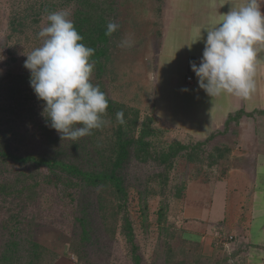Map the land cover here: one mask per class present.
<instances>
[{
  "label": "rangeland",
  "instance_id": "1",
  "mask_svg": "<svg viewBox=\"0 0 264 264\" xmlns=\"http://www.w3.org/2000/svg\"><path fill=\"white\" fill-rule=\"evenodd\" d=\"M62 9L69 10L74 26L79 24L83 30L94 27L107 30L109 21L119 23V30L109 36L103 68L94 67L92 82L100 86L116 109L121 108L125 124L131 125L137 138L142 122L154 116L156 85L159 89L163 87L160 80L153 82V66L166 0H0V56L5 58L0 62V106L5 105L3 94L11 86V80L30 74L24 62L41 44L37 34L46 25L47 14ZM129 38L132 46H121ZM30 95L29 104L34 109L31 120L23 124L14 122L31 136L22 150L26 151L27 146L36 154L67 152L70 140L61 141L59 134L47 126L42 116L43 103L35 94ZM196 104L189 109L185 100L178 102L173 98L156 107V111L168 119L164 120L177 124L174 112L180 106L182 124L189 126L188 121L198 122L200 117L198 107H201ZM107 115L103 119L108 123L98 133L84 137L83 144L90 153H81L83 156L97 158L109 154L115 124ZM221 116L216 113L212 121V126L218 127L216 130L203 133L197 127L190 133L174 129L154 116L151 127L155 135L148 140L155 142L158 151L174 143L188 148L174 157L170 168L153 159L139 162L132 157L128 162V201L124 208L132 221L142 264H247L246 255L248 264H264V226H259L264 225V172L259 171L250 182L242 172L233 171L225 177L234 168L246 169L245 161H250V155L264 159V114L241 116L227 130L224 123H219ZM0 117L7 119L5 113H0ZM44 126L52 132L50 140L54 145L47 142ZM45 174L44 170L17 164L0 165V186L10 191L0 195V247L13 228L22 234L29 233L48 251L47 255L54 254L53 264H133L120 232L121 215L111 214L115 202L110 191L90 189L85 197L77 196L72 202L44 182ZM208 182L211 183L201 184ZM188 184V204L184 208L190 212L197 203H202L209 215L202 235L197 232L192 235L186 229L189 225L182 220ZM144 186L148 190L145 219L141 217L137 198L138 189ZM98 193L101 204L96 199ZM228 205L240 217L234 228L225 225ZM160 207L166 209L162 224L157 220ZM82 217L90 227L88 240L81 237L78 219Z\"/></svg>",
  "mask_w": 264,
  "mask_h": 264
},
{
  "label": "clouds",
  "instance_id": "2",
  "mask_svg": "<svg viewBox=\"0 0 264 264\" xmlns=\"http://www.w3.org/2000/svg\"><path fill=\"white\" fill-rule=\"evenodd\" d=\"M262 6L264 0H244L221 14L219 21L213 20L206 30L202 57L198 64L190 62V69L198 88L209 97L231 94L250 98L256 91L255 77L264 50ZM70 17L69 10L48 13L46 25L37 34L41 44L24 62L30 87L43 102L42 116L61 141H76L108 123L103 119L109 105L107 95L92 82L95 49L82 43ZM119 28V23L109 21L106 34L110 36ZM201 30L194 43L201 39ZM132 44L131 38L121 42V46ZM4 59L0 56V62ZM116 120L125 123L122 111L116 113Z\"/></svg>",
  "mask_w": 264,
  "mask_h": 264
},
{
  "label": "trees",
  "instance_id": "3",
  "mask_svg": "<svg viewBox=\"0 0 264 264\" xmlns=\"http://www.w3.org/2000/svg\"><path fill=\"white\" fill-rule=\"evenodd\" d=\"M75 28L83 37L82 43L95 49L91 60L95 62L94 67L96 66L98 70H101L104 66L103 59L107 57L109 50L107 30L96 27L92 30H83L79 24H76ZM29 77L30 74H27L12 79L11 86L7 87L5 94H3L5 105L0 106V113H5L7 119L0 117V165L17 164L30 167L36 171L44 170L46 172L43 176L44 182L52 185L62 197H67L72 202L77 196L85 197L90 189L99 188L101 192L110 191L112 201L115 202V210L111 214L121 215L120 232L128 244L133 264H142L139 247L135 242L132 221L128 211L124 208L128 201L126 187L128 162L132 157L139 162L153 159L170 168L174 157L179 152L185 151L188 146L174 143L167 149L163 148L158 151L155 142L148 140L155 135V131L151 127L155 117L153 115L146 117L142 122L139 136L136 138L132 133L131 125L128 126L125 123L121 125L117 122L116 113L121 111V108L116 109L115 103L108 99L109 105L106 114H108L111 123L115 124V127L112 128V146L111 148L107 147L109 148L107 156L97 158H95L96 156H83L81 153L85 155L90 151L83 144L84 137L76 141L70 140L67 145V152L62 150L52 154H36V152L29 151L27 146L25 147L26 151H24L22 149L31 141V136L20 124L31 120L34 110L33 106L29 104L30 94H34L29 84ZM255 113L263 115L264 111L246 113L239 110L228 115L224 122V130H227L229 125L236 122L241 116H249ZM17 121L20 123L19 125H15L14 122ZM43 128L47 142L54 145L55 143L50 140L52 132L45 126ZM99 130H93L91 136H94ZM62 152L64 153L62 154ZM7 190V188L0 186V195L3 192L10 193ZM147 191L144 186L137 192L141 217L144 219L148 209ZM96 199L101 204L99 193ZM165 212V207L158 209L157 220L159 224L165 221ZM103 217L105 218L102 215ZM78 221L81 224L82 239L88 240L90 227L87 219L82 217ZM47 253L48 251L38 245L29 233L22 234L19 230L12 228L9 238L0 247V264H53L56 256L54 254L47 255Z\"/></svg>",
  "mask_w": 264,
  "mask_h": 264
},
{
  "label": "crops",
  "instance_id": "4",
  "mask_svg": "<svg viewBox=\"0 0 264 264\" xmlns=\"http://www.w3.org/2000/svg\"><path fill=\"white\" fill-rule=\"evenodd\" d=\"M243 2L244 0H166V9L163 14V30L157 45L153 66L155 73L153 82L156 84L160 80L163 86L159 89V85L158 88L156 85L155 97H158V99L156 101L153 100V113L158 120L169 124L174 129L178 127L177 129H183L190 133L194 127H197L198 131L203 133V131H214L218 128L212 126L216 113L222 115L219 123H224L228 115L241 108L246 113L264 111V50L260 53L261 63L258 66L255 77L257 84L256 91L250 98H242L231 94L209 97L203 90L198 88L197 78L190 69V62L195 61L198 64L202 57L206 30L212 27L213 20L219 21L221 14L227 13L230 7L238 6ZM261 12L264 14V6L261 7ZM200 29H202L201 39L194 43L198 39ZM158 74H160V78L157 80ZM187 78H191V81L188 82ZM182 89H188V91L185 92ZM173 98L178 99V102L181 99L185 100L189 109L193 105H197L196 102H198L201 107H198V115H200L198 122L190 120L188 121L189 126L183 125L179 114L182 111V107L180 106H176V111L174 112L178 125L171 124L166 121L168 120L167 118L160 117L156 111V107H161L164 101L172 100ZM196 124L198 125L196 126ZM244 156L247 158V155ZM250 156H248L250 161L246 160L245 167L243 166L246 169L234 168L228 171L225 177L227 178L234 171L242 172L244 177L250 179L249 182L257 178L256 176L259 171L264 172V166H262L264 159L261 160V157L255 154L252 158ZM226 178L221 181L226 180ZM209 183L211 182L201 184L207 185ZM190 184L187 185L182 203L181 214H184L182 220L184 225H189L186 229L193 232L191 233L192 235H196L194 234L195 232L203 234L206 230L205 224L209 222L206 207L202 203H197L190 212L184 208V204L186 206L188 204L187 195ZM238 206L240 209L241 206ZM236 214L233 213V208L228 205L227 212H225L226 219H224L226 227L234 228L237 225L240 217L238 215L235 216ZM259 226L263 227L264 225L261 224ZM252 246L257 245L252 244ZM247 254H249V249ZM246 263L248 264L247 255Z\"/></svg>",
  "mask_w": 264,
  "mask_h": 264
},
{
  "label": "built area",
  "instance_id": "5",
  "mask_svg": "<svg viewBox=\"0 0 264 264\" xmlns=\"http://www.w3.org/2000/svg\"><path fill=\"white\" fill-rule=\"evenodd\" d=\"M187 81L190 82L191 81V78H187Z\"/></svg>",
  "mask_w": 264,
  "mask_h": 264
}]
</instances>
